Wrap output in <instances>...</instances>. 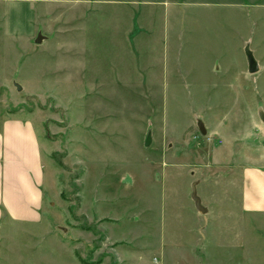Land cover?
<instances>
[{
  "label": "rangeland",
  "instance_id": "374dc122",
  "mask_svg": "<svg viewBox=\"0 0 264 264\" xmlns=\"http://www.w3.org/2000/svg\"><path fill=\"white\" fill-rule=\"evenodd\" d=\"M110 1L117 3L95 0L93 13L106 18L105 28L130 31L131 41L125 40L132 46L119 54L122 61L132 59L143 68L153 65L159 81L169 83L157 86L158 100H134L125 94L118 105L107 102L125 112L118 118L124 133L115 143L118 148L94 150L95 157L106 155V164H94L87 160L86 149V101L93 95L85 85L58 83L53 76L39 83L42 73L55 71L59 62L69 70L71 54H59L52 45L69 38H56L37 49L38 36L26 37L30 24L25 0H0V35L7 24L12 30L8 37L0 36V63L4 72L13 74L11 82L0 84V116L42 123L50 184L47 204L58 210L61 235L77 240L79 264H264V228L253 221L247 227L235 200L230 207L235 166L214 119L231 107L235 91L227 82L213 81L206 86L213 94L210 100L192 101L180 75L184 44H219L221 65H229L233 77L240 63L248 68L246 49L253 53L258 37L243 43L241 33L250 30L241 13H236L237 23L231 22L230 0ZM137 32L140 48L134 47ZM248 35L251 40V32ZM167 63L171 70L163 79ZM249 74L244 80L247 91L262 94V73ZM254 108L262 112L264 101H254ZM201 110L205 115L198 119ZM114 153L127 162L115 164ZM194 189L205 214L195 207Z\"/></svg>",
  "mask_w": 264,
  "mask_h": 264
},
{
  "label": "crops",
  "instance_id": "0c3cea01",
  "mask_svg": "<svg viewBox=\"0 0 264 264\" xmlns=\"http://www.w3.org/2000/svg\"><path fill=\"white\" fill-rule=\"evenodd\" d=\"M94 1L25 0L23 3L26 5L24 14L30 24L27 39L39 35L44 37L42 44H37V49H42L43 45H47L45 43L51 44L56 38H69V41L59 40V43L52 44L57 53L71 54L69 70L59 62L55 71L42 73L39 83L44 85L47 76H53L58 83L64 80L70 86H86L87 92L93 95L86 101L87 160L94 164H106V155L96 153L95 157L94 150L118 148L115 143L124 133L118 118L125 117L124 111L114 109L107 102L116 101L118 105L125 94L131 95L134 100H158L157 86L168 84L169 80L159 81L153 65L143 68L132 59L123 62L125 59L119 54L128 52L132 46L127 44L131 41L130 31L103 27L102 22L106 18L94 15ZM98 2L117 3L110 0ZM229 4L233 15L231 22L239 20L236 13L239 16L243 14L246 30H250L241 33L243 43H252L253 37H258L256 46L251 48L258 71L263 75L262 94L247 91V83L244 82L250 75L247 64L240 63L233 77L229 65H221L219 56L223 48L219 44L182 45L181 53L185 61L184 73L180 75L183 84L186 82L188 86L192 101L210 100L209 96L213 94H208L206 86L213 81L227 82L235 91L231 107L214 114L219 127L217 132L223 134L224 141H228L230 163L235 166L228 192L230 207L233 208L235 200L240 219L246 220L247 227L253 221V224L264 228V110L260 112L254 108V101H264V0H230ZM8 16L6 13L4 19L8 20ZM234 32L237 36L238 32ZM250 32L251 40L248 39ZM137 33L134 47L140 48L141 33ZM9 34L12 30L7 24L0 36L8 37ZM151 49L157 52V48ZM107 52L116 56H107ZM172 52L170 48L169 53ZM1 65L0 84H7L13 74L8 75ZM166 66L163 79L169 77L171 70L168 63ZM171 72L175 78L176 74ZM31 82L27 80V84ZM128 85L129 92L126 91ZM211 99L216 100V97ZM202 112H198V119L205 115ZM132 115L140 117L137 113ZM44 132L41 122L19 116H0V264H79L77 240L61 235L59 230L63 226L58 210L53 204H47L50 184L46 171ZM114 159L117 165L127 162L115 153Z\"/></svg>",
  "mask_w": 264,
  "mask_h": 264
},
{
  "label": "water",
  "instance_id": "95a60500",
  "mask_svg": "<svg viewBox=\"0 0 264 264\" xmlns=\"http://www.w3.org/2000/svg\"><path fill=\"white\" fill-rule=\"evenodd\" d=\"M43 39H44V37L42 35H39L37 37L36 43L40 44L43 41ZM246 55H247V60H248V70H249V72L251 74H254L259 69L258 68V63H257V61H256V59L254 57V54L248 48L246 49ZM16 88H17L18 91L22 90V87L20 85H18V84L16 85ZM201 131H202V133H205V129H204L203 126L201 127ZM150 141H151V138L149 136L147 138L146 144L149 145ZM192 200L194 201L195 207H196V209L199 212H201L202 214H205L207 212L206 208H204L203 205H202L201 198L198 196L196 189L193 190Z\"/></svg>",
  "mask_w": 264,
  "mask_h": 264
}]
</instances>
